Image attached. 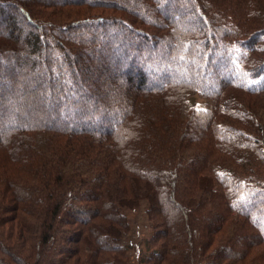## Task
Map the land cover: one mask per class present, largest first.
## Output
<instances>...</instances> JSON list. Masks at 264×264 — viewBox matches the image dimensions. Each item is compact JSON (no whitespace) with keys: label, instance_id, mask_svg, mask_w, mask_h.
I'll list each match as a JSON object with an SVG mask.
<instances>
[{"label":"trees","instance_id":"1","mask_svg":"<svg viewBox=\"0 0 264 264\" xmlns=\"http://www.w3.org/2000/svg\"><path fill=\"white\" fill-rule=\"evenodd\" d=\"M26 1L0 0V55L11 54L5 60L12 65L0 73V85L8 80L10 91L0 93V175L10 162L18 166L21 183L40 176L44 191L15 188V181H9L15 190L12 210L19 205L37 219L28 216V224L15 213L19 234L11 242L12 231L5 237L0 232V255L11 259L8 263L0 257V264H41L45 259L51 264H127L126 249L119 244L129 227L128 213L121 211H135L140 198L150 200L149 215L161 229L152 241L164 239L141 263L200 264L206 258L211 259L206 264L240 263L255 242L243 245L242 251L236 240L222 244L221 232L225 227L240 230L244 223L264 244V77L256 76L264 71V0H45L46 7L86 5L112 15L62 24L37 17L42 22H35L30 8L35 3ZM118 12L131 17L115 16ZM15 18L30 29L25 39L14 26ZM113 29L122 40L110 48L98 43L99 49L108 58L110 49L124 43L128 51L122 44L116 53L128 60L130 71L124 86L106 99L101 93L106 83L88 80H121L107 77L112 63L97 64L95 56L86 57L87 65H77L88 53L98 52L91 36ZM149 47L156 53L151 55ZM216 52L226 76L206 86ZM146 53L153 63L173 57L155 83L147 81L135 58ZM40 65V75L56 66L68 68L58 71V80L39 85L35 77ZM176 68L182 73L175 74ZM148 70L152 74L155 68ZM27 78L35 80L29 84ZM59 80H71L54 92L65 102L51 99L56 104L48 111L46 91L58 87ZM77 83H83L82 94L89 96V83L99 97L80 105L65 96ZM196 94L213 103L200 116L187 100ZM101 113L112 124L95 127ZM73 136L79 140L75 153L68 146ZM128 179H135L134 185L123 184ZM115 183L118 190L109 193ZM71 185L74 197L65 194ZM132 198L134 206L129 207ZM229 220L234 222L227 225ZM11 221L9 216L4 222ZM106 229L114 234H98ZM63 237L72 245H60ZM84 238L85 250L80 243ZM52 247L65 256L49 257ZM200 255L204 257L196 263Z\"/></svg>","mask_w":264,"mask_h":264},{"label":"rangeland","instance_id":"2","mask_svg":"<svg viewBox=\"0 0 264 264\" xmlns=\"http://www.w3.org/2000/svg\"><path fill=\"white\" fill-rule=\"evenodd\" d=\"M31 1L33 3H35L34 7H33V5L30 7L31 8V14H33L31 16L35 22L36 21L38 22V21H40L39 19H41V20L54 21V22H58V23L62 24V23L71 22V21L73 22V21H76L77 19H80V18H84V17L86 18L87 16L89 17V16L94 15V14H97L99 16H112V15H110L111 11H109L108 9L107 10L103 9V8H89L86 5H77L74 9H68V8H70V6L62 7V8H54L52 6L46 7L45 0H31ZM42 1H44V2H42ZM233 1H235V0H228L227 3H230ZM29 3L30 2H27V5ZM22 6H23V4H22ZM32 7H33V9L34 8L35 9L33 10ZM24 8L25 7L23 6V9ZM114 15L123 17L125 19H128L129 17H131V16H129V14H127L125 12H118L117 14H114ZM36 17L39 19H37ZM186 21H190V20L187 19ZM40 22H42V21H40ZM132 24L134 25V23H132ZM0 25H2L1 21H0ZM14 26L16 28H18L22 37L25 39L27 37V34L29 33V30H30L28 28L27 24L23 20H21L20 18H17V19L15 18ZM143 27L146 28V26H143ZM150 28H152V27H150ZM125 29H127V28L125 27ZM98 32H100V33L97 35L91 36L92 39L94 40L95 48L98 50V52L95 54L94 53H91V54L88 53V55L85 56L83 61L80 59V61H79L80 65H77V66H81V63L83 64V66L85 64L87 65V63H85V62H87L86 57L90 58V57H95V56L97 57V60H96L97 64L112 63V67H111L110 72L106 74L107 77H109V79H112L113 77L114 78L120 77L121 80H117V82H111V83L109 81H112V80H107L106 77H103V78L100 77L97 80H88L90 82L96 81L98 83H103V82L106 83V85L103 84L104 87L102 88L101 93L103 91L105 96H106L105 98L110 99L112 97V94L116 93L117 90H120L121 86H124L122 81L125 78H127V75H128L127 72H128V70L130 71V66H127L128 60L124 61L123 59H120V54L116 53V47L120 44L117 43L116 47H114L113 49H110L112 53L108 58H107V55L106 56L104 55L105 52H102L98 46V43H99L100 46H102L103 48H105L107 45H109V48H110L115 43L116 39L121 38L120 37L121 32L117 34L114 29L111 32H106V31L102 32L101 30H98ZM0 33H1V30H0ZM83 35L84 34H82L80 36H83ZM72 36H78V35H72ZM121 40H122V38H121ZM122 44L124 45L123 50L125 49L128 51L127 46H125L124 43H122ZM122 44L120 46H122ZM68 49H71V46H68ZM56 50L60 51L57 48H56ZM148 52L151 55L156 53L152 49V47H149ZM0 53H2V51H0ZM147 55H148L147 53L143 54L141 56L135 55V58L137 60L138 65L144 69V73H146V76L148 77L147 81H152L153 83H155L158 80V77L163 75V71L168 68V65L170 63L169 62L170 58L173 59V57L167 56V59L164 62L153 63L152 61H150V62L147 61ZM218 55H219V53L216 52V59L212 60V65H211L212 70H210V72L207 76L206 86L214 85L216 83V80L224 78L226 76L224 74L225 68L219 62L218 58H220V57ZM4 56L0 55V73H2V72L6 73L9 70L8 69L9 66L12 67V65H10L11 60H5L7 58L10 59L11 54H9V57H7L6 55H4ZM32 59H35L37 64H40V61L38 59H36V57L32 56ZM39 59H41V58H39ZM115 60H117V63L115 62ZM7 61H8V63H7ZM144 63L146 65H143ZM40 66L37 69L38 70L37 74L35 73L36 74L35 78H36V80H38L36 83L39 85H42V84L44 85L45 83H47L48 80H52V79L58 80L57 79V75L59 74L58 71H67V68H68V67L60 68V67L56 66L57 70L55 68H53V69H50V71L47 72L46 75H40L42 72L43 65H40ZM148 67L155 68L154 73H152V74L149 73ZM131 69H134V68L131 67ZM12 70H14V69H12ZM78 70L79 69H77V71ZM14 71L16 72L17 70L15 69ZM182 71H183L182 68H180V69L176 68L174 70V73L178 74V73H182ZM183 73L187 75V73H185V71ZM68 76H69V74H68ZM256 76H257V80H262V78L264 77V71L263 72L260 71ZM70 77H72V80L75 78L73 76H70ZM91 77H92V75H91ZM35 78L34 79L27 78V79H30V80H28V83L31 84L32 81L35 80ZM183 80H185V79H183ZM68 81H71V80H68ZM68 81L64 82V81L59 80L58 87L53 86L52 89L49 88L48 91H46V93H47L45 95L46 110H48V111L50 109L52 110L54 108V105L56 104V101L65 102L63 99L57 98L54 92L59 87L67 86ZM83 81H86V80H83ZM2 82H3V85H0V93H2V95L4 93H10V91L8 92V90H7L8 89L7 87L9 86L8 80L4 79V80H2ZM55 84H57L56 81H55ZM81 85H83V83H80V84L77 83L76 88L72 86L73 88L70 91H67L65 96L69 94V97L76 98L78 100V102L81 103L80 105H84V104L94 102V99H97L99 97L96 94V91L92 90L91 85L89 83H87L85 85V88H86V91L88 90V92H90L89 93L90 97L87 95V93L82 94ZM89 89H91V90H89ZM21 95H22V93H20L19 96H21ZM92 96L94 98H91ZM48 97H51L50 100ZM51 99H56V101L51 100ZM255 99L263 100L262 97H256ZM187 100H188V103L191 106L192 110L194 111L195 115H197V116H200L203 112L207 111V109L210 110L211 107H213L212 102L204 99L202 96H200L198 94L191 96ZM102 107L104 108V105L102 103L100 105H98V109L99 110L101 109V111L104 110V109H102ZM65 112H66V114H65ZM70 112H71L70 110H68V111L64 110L61 113L65 114L66 116H68V115L70 116ZM49 115L51 116V113H49ZM107 117H108L107 114H104V113H101V115H98V117L95 118V119H97L96 120L97 124L94 123L95 127L103 126V125L108 124V123L112 124V122L109 121V119ZM202 117H204V116H202ZM81 118H83V117H81ZM71 120H74V117H72ZM77 137L78 136L69 137V139H70V140H68L69 145L67 143H65L66 145L69 146L70 149H72L73 153L76 152V149H74L73 147H76L79 144V140L77 139ZM56 145L57 146L61 145V142H56ZM63 145L64 144H62V146ZM4 165L5 166H3L2 168L5 167V169L0 175V232L3 233L4 237H5L8 235V233L10 231H12L13 237H11L10 239H11V242H14L15 238L18 237L17 235L19 234L17 232V229L16 228L14 229V227L18 226L17 219L20 218V219H23L24 221L26 220V223L30 224V219L28 216L34 217L36 219H37V217L34 215H28V213H24L22 211V208H20V207L18 208L19 205H17V207L14 209V211L12 210V208H14L15 206L13 205L14 203L11 201V199L13 197V193L15 190H14V188L11 189L8 186L9 181H13V180L15 181V182H11L13 184H16V185H14L15 188L16 187L21 188V186H26L25 188H27V189L29 188V189L38 190V191H44V189H43L41 182L39 181L40 179H38V178H40V176H37L38 180L36 178H30V179L26 178V180L29 183L27 185H25V184L21 183L19 176L16 175L17 168H18L17 165L10 164V162H9V164H4ZM52 172H53V170H52ZM114 178L115 177L113 174L112 179H113V181H116ZM116 179H118V174H116ZM133 181H135V179H133ZM133 181L131 179H128L123 184L134 185ZM30 185H32V186H30ZM113 185H116V187ZM33 186H36L38 188L36 189ZM118 187H119V183L112 184L111 185V188H112L111 191L112 192L109 191V193H113V194L116 193V191L118 190ZM66 190H67V188H63V191H66ZM74 191H75V186L71 185L70 189L65 194L74 197L76 195V193ZM27 192H30V191H26L25 193H27ZM78 193H79V190H78ZM117 198L121 199V196L118 195ZM133 201H134V198H132L131 201L129 203H127V206H129V207H131L132 205L134 206ZM150 203L151 202L149 199L140 198L139 201L137 202V204L135 205V207H136L135 211H134V209H132L130 213L121 211L123 213H128L127 214V221H128L129 227H128V230H126L122 233V240L119 244L121 247H124V249H126L124 257H125V261L127 262V264H140L141 262H139V260L142 259V256H146V257L149 256L153 250H158V247L164 243V239H158L157 242L152 241L153 236L156 237V234H157L156 232L158 230H161V229L157 226V224L152 219L154 215H149ZM215 206L216 205H214V198H212L211 207H214V209H216ZM216 211L217 210H212L210 212H216ZM15 213H16V216H15ZM9 216L12 219V221L10 223L9 222L5 223L4 221H6V219ZM13 216H15V218H17V219L14 220ZM36 219L35 220L33 219V221L36 222L37 221ZM232 222H234V220H232V221L229 220L228 222H226V224L228 225V224H231ZM239 222H245V221L243 219H241ZM239 222L236 219L235 223H239ZM226 224H225V226H226ZM262 225H264V222L262 223ZM63 228L65 230L69 229L68 226H64ZM73 228H75V225H74V227H72V229ZM233 228L234 227H229V229H228L225 227L223 232H221V234L223 235V243L222 244H224L226 242L231 244L232 241L236 240L239 243L238 245L241 246V250H242L243 245H246V244L253 242V241L255 242L254 243L255 245L252 247L251 251L247 252L243 261L240 263H237V264H264V244H261L258 242V240H255L254 234H256V233L250 227H248V225H246V223H244V226L240 230H234ZM110 231L111 232H109V230L106 229L104 231H99L98 234H101V235L106 234L108 236H112L114 234V231H113V229H110ZM226 232L234 233V236L232 238H230L231 234L228 235V233L226 234ZM216 239H218V238H216ZM64 240H65V238L63 237V240L59 244L60 245L63 244L66 246L72 245L71 243L65 242ZM86 242H87L86 238H84L83 241L80 242L81 247L84 250L87 247V245L85 244ZM12 245H14V243ZM48 253H49L48 254L49 257L52 256L56 259L61 257V255H63V257L65 256V254H60L59 249H56L54 247L50 248ZM0 257L5 259L6 261H8V263H9V261H11V259L5 257L4 255H0ZM203 257H204L203 255H200V258L199 257L197 258L196 263L198 262V260H201V258H203ZM211 258H213V257H211ZM206 259H209V258H206ZM206 259L204 260V263L200 262V264H206L205 263ZM209 260H211V259H209ZM41 264H51V263L49 261L47 262L45 259L44 263H41ZM141 264H144V263H141Z\"/></svg>","mask_w":264,"mask_h":264}]
</instances>
